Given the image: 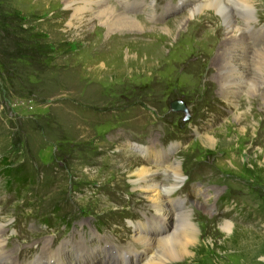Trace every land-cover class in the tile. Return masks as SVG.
I'll list each match as a JSON object with an SVG mask.
<instances>
[{
	"label": "rangeland",
	"instance_id": "obj_1",
	"mask_svg": "<svg viewBox=\"0 0 264 264\" xmlns=\"http://www.w3.org/2000/svg\"><path fill=\"white\" fill-rule=\"evenodd\" d=\"M109 2L141 18L144 31L107 34L64 0H0L2 264H38L45 241L60 264H106L109 250L114 262L134 264L144 249L137 224L160 236L181 230L180 217L198 238L168 264H264V106L236 94L231 107L214 81L221 20L207 11L188 24L181 0ZM253 10L243 27L252 51L264 46V0ZM176 100L186 114L170 110ZM236 112L245 133L232 124ZM207 134L213 144L199 141ZM174 162L182 178L168 198L177 217L163 222L131 182L141 167L162 179Z\"/></svg>",
	"mask_w": 264,
	"mask_h": 264
},
{
	"label": "bare ground",
	"instance_id": "obj_2",
	"mask_svg": "<svg viewBox=\"0 0 264 264\" xmlns=\"http://www.w3.org/2000/svg\"><path fill=\"white\" fill-rule=\"evenodd\" d=\"M254 1L255 0H181L182 3L189 6L186 15L188 24L192 20L202 18L203 14L207 11L211 14L213 13L221 20V24L225 29V38L220 42V47L224 49L215 53L214 59L216 62H214V65H219V68L217 69L218 75L214 81L219 83L221 93L224 99H227L228 105L231 107L234 105L235 99H231L229 96L234 98L236 94L243 95L244 98H248L249 96L254 98L258 96L262 99V104L264 106V46H260L254 51L249 50L246 44L247 42L245 41V35H243V27L251 28L252 22L254 21ZM64 2L66 7L71 8L75 15H79L80 17L81 15L87 14L91 17V20L98 21L101 27L105 26L107 34L144 31L145 26L141 18L129 17L127 15L129 9L125 6L122 7V12L120 13V11L110 5L111 1L109 2V0H64ZM120 4L122 3L120 2L119 5ZM134 6L135 5H132V7ZM143 6L144 2L140 3V7L142 8ZM147 8L149 11L145 10L147 11L145 16H149L148 21L150 22L155 15L153 16L154 12L150 9L151 6H147ZM237 16H240L241 24L237 20ZM180 23L181 21H175V28H177V25ZM152 26L151 28L159 29L163 32L165 37H170L173 33L170 27L160 29L159 27ZM188 27L187 25L186 29ZM232 120V124L238 128L236 129L237 133L241 134L246 132L249 125H242L244 120L242 113H234L232 115ZM256 125L257 124H254V129ZM198 139L199 141L204 140V142L208 144L214 143V138L209 136V134L204 136L198 135ZM228 165L229 173L230 171L236 170V167H234L231 162ZM157 169L155 171L151 168L141 167L135 172V181H132L131 185L133 189L145 193L149 192V195H147L145 199L151 204L154 215L162 217L163 222H165L175 214L174 205L171 203L168 196L170 194L172 195V193L180 187L179 183L182 177L178 162H174L172 166L169 165L165 168V175L162 176V179L155 178L156 174L161 173V170L157 171ZM170 206H172V209ZM175 217H177L176 214ZM159 224H161V221ZM137 225L138 228H134L136 232L134 242L140 244L144 249L140 257L136 258L134 264H168L177 260V256L186 257L190 254L188 251L189 248L194 245L198 238V230L189 218L180 217L176 225H179L181 230L174 227L172 232L168 231V233L165 232L160 236H155L161 232L160 230L155 229V234L153 236H148L146 232H148L149 228H145L139 223ZM231 227L232 224L225 222L222 224L221 229L225 232H229ZM175 230H180V234L178 235ZM4 232V228L0 225V234ZM1 238L0 235V264L5 261L7 255L6 252L2 250ZM50 242L45 241L41 244V254L39 256L44 258L38 260V264H60L61 255L58 251H50ZM80 246L77 245L73 247L78 248ZM116 253V250L106 251L108 255L106 264H131L127 262L119 263L117 259L118 262H114L115 258H117L115 255ZM6 264H17V261H10Z\"/></svg>",
	"mask_w": 264,
	"mask_h": 264
},
{
	"label": "trees",
	"instance_id": "obj_3",
	"mask_svg": "<svg viewBox=\"0 0 264 264\" xmlns=\"http://www.w3.org/2000/svg\"><path fill=\"white\" fill-rule=\"evenodd\" d=\"M1 161L3 162L4 160L1 159L0 162H1ZM7 169H8L9 172H10V171H11V172L14 171V173H18V172L21 171L19 167H17V168H12V167H10V168H9V167H7V165H5V168L2 169V172H5ZM9 176H10V175H8V177H9ZM20 179H21V181H22V186L25 185L26 182H28V178H27V177H24L23 174L20 176ZM16 184H17L16 181H12V182H11V190L14 189V187H15Z\"/></svg>",
	"mask_w": 264,
	"mask_h": 264
},
{
	"label": "water",
	"instance_id": "obj_4",
	"mask_svg": "<svg viewBox=\"0 0 264 264\" xmlns=\"http://www.w3.org/2000/svg\"><path fill=\"white\" fill-rule=\"evenodd\" d=\"M170 110L172 112H182V113H187V107L185 106V104L179 100L174 101L173 103H171L170 105ZM187 119V117H186Z\"/></svg>",
	"mask_w": 264,
	"mask_h": 264
},
{
	"label": "flooded vegetation",
	"instance_id": "obj_5",
	"mask_svg": "<svg viewBox=\"0 0 264 264\" xmlns=\"http://www.w3.org/2000/svg\"><path fill=\"white\" fill-rule=\"evenodd\" d=\"M228 211H230V208L229 209H227Z\"/></svg>",
	"mask_w": 264,
	"mask_h": 264
}]
</instances>
